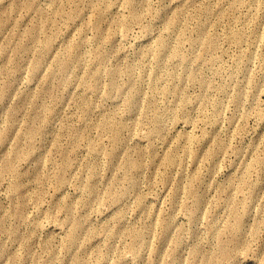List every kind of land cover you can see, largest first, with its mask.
Listing matches in <instances>:
<instances>
[{
  "label": "rangeland",
  "instance_id": "obj_1",
  "mask_svg": "<svg viewBox=\"0 0 264 264\" xmlns=\"http://www.w3.org/2000/svg\"><path fill=\"white\" fill-rule=\"evenodd\" d=\"M0 264H264V0H0Z\"/></svg>",
  "mask_w": 264,
  "mask_h": 264
},
{
  "label": "bare ground",
  "instance_id": "obj_2",
  "mask_svg": "<svg viewBox=\"0 0 264 264\" xmlns=\"http://www.w3.org/2000/svg\"><path fill=\"white\" fill-rule=\"evenodd\" d=\"M164 44V42H161V45H163Z\"/></svg>",
  "mask_w": 264,
  "mask_h": 264
}]
</instances>
